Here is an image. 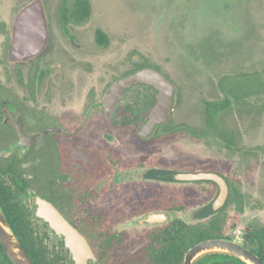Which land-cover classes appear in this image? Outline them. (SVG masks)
Instances as JSON below:
<instances>
[{
	"label": "flooded vegetation",
	"instance_id": "1",
	"mask_svg": "<svg viewBox=\"0 0 264 264\" xmlns=\"http://www.w3.org/2000/svg\"><path fill=\"white\" fill-rule=\"evenodd\" d=\"M34 1L0 0V182L10 186L46 246L75 264L63 237L36 215L37 199L85 239L92 254L86 264H176L179 256L183 264L186 252L202 241H235L230 231L249 207L246 200L239 211L237 202L249 195L224 173L232 167L213 168L176 141L204 140L215 132L208 115L202 112L200 130L171 128L172 112L166 124L141 136L155 89L136 85L111 107L104 105L114 82L146 69L130 71L127 29L119 39L99 24V0H60L55 7L38 0L44 40L32 52L17 16ZM176 97L177 89L174 108ZM225 135L218 137L231 151ZM165 142L174 158L163 153ZM186 163L189 168L179 166ZM8 170L16 180L8 178ZM179 172L221 177L228 188L225 204L217 210L211 205L220 192L217 184L178 182L173 175ZM186 209L195 222L182 217ZM218 215L237 221L232 219L224 238L192 244L193 227Z\"/></svg>",
	"mask_w": 264,
	"mask_h": 264
},
{
	"label": "rangeland",
	"instance_id": "2",
	"mask_svg": "<svg viewBox=\"0 0 264 264\" xmlns=\"http://www.w3.org/2000/svg\"><path fill=\"white\" fill-rule=\"evenodd\" d=\"M45 1L51 7L60 2ZM99 6V24L119 39L127 29L130 71L154 68L178 90L171 128L202 129L204 101H221L225 97L221 89L240 74L248 77H237V84L255 86V77L249 74L264 72V0H99ZM244 100L251 112L245 115L234 108L221 112L216 118L219 128L209 131L204 140L176 139L185 152L208 160L211 167H232L224 172L232 184L260 204L259 208L248 201L249 207L232 227L230 233L238 243L245 232L264 226V92ZM223 133L231 151L218 137ZM161 149L168 157L176 156L167 142ZM26 199H31L30 192ZM182 214L195 222L188 209Z\"/></svg>",
	"mask_w": 264,
	"mask_h": 264
},
{
	"label": "water",
	"instance_id": "3",
	"mask_svg": "<svg viewBox=\"0 0 264 264\" xmlns=\"http://www.w3.org/2000/svg\"><path fill=\"white\" fill-rule=\"evenodd\" d=\"M17 22L26 28L28 49L32 52L37 51L44 40L41 7L38 0L25 7L18 14ZM136 85H147L157 92L155 103L139 131L141 136L147 137L152 134L155 127L166 124L170 119L174 108L176 89L173 83L160 71L153 68L141 69L114 82L104 97V105L111 107L121 98L126 89ZM173 177L176 181L185 183L199 180L214 182L219 186L220 192L211 205L214 210H217L225 204L228 188L221 177L215 174L182 172L175 173ZM36 203L38 206L36 215L49 224L57 237H63L65 247L73 262L86 264L92 254L85 239L49 203L40 199H37ZM0 244L12 264H32L8 225L1 207ZM208 253L228 254L245 264H264L256 254L246 249L241 243L228 239H211L196 244L186 252L183 264H193L197 258Z\"/></svg>",
	"mask_w": 264,
	"mask_h": 264
},
{
	"label": "trees",
	"instance_id": "4",
	"mask_svg": "<svg viewBox=\"0 0 264 264\" xmlns=\"http://www.w3.org/2000/svg\"><path fill=\"white\" fill-rule=\"evenodd\" d=\"M255 77V89L254 85L249 87L237 84V77L246 80L247 75H239L234 77L230 83L221 89L224 98L221 101H211L203 102V112L209 117L208 124L210 128H217V116L228 109H236L239 113H250L252 108H250L246 102L245 98L250 95H260L264 92V72H256L249 74L252 78ZM235 79V81H234ZM253 80V79H252ZM234 81V83L232 82ZM263 106L257 107L256 110L260 112ZM254 109V111L256 112ZM257 150V149H256ZM258 151V150H257ZM15 173L8 170L7 176L9 179H15ZM16 180V179H15ZM17 187H21V184L15 182ZM233 197V195H232ZM231 197V198H232ZM229 199V203H234L232 199ZM252 201L249 196H242L240 201L237 202L239 207L237 209L242 211L245 201ZM258 204V201H253ZM0 207L4 214V217L10 226L13 234L19 241L21 247L26 252L29 260L32 264H72V262L60 256L55 249H50L44 243L45 235L40 236L38 230L32 226L28 220V213L25 208L19 203L18 199L12 194V190L9 185L0 182ZM260 208V204H258ZM235 217L229 218L228 216H216L209 219L207 222L197 224L193 227L192 244H196L201 240H206L210 238H224L226 235L227 228L230 226V222ZM243 246L251 250L256 254L260 260L264 263V226L252 229L243 235ZM180 256L178 257V263L181 264ZM0 264H12L7 257L4 249L0 244ZM193 264H245L239 259L224 253H208L197 258Z\"/></svg>",
	"mask_w": 264,
	"mask_h": 264
}]
</instances>
